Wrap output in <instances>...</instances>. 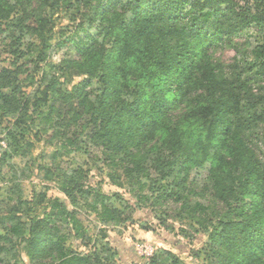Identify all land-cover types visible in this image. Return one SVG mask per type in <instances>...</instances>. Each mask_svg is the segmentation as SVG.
Returning <instances> with one entry per match:
<instances>
[{
  "label": "clouds",
  "instance_id": "obj_1",
  "mask_svg": "<svg viewBox=\"0 0 264 264\" xmlns=\"http://www.w3.org/2000/svg\"><path fill=\"white\" fill-rule=\"evenodd\" d=\"M221 7L222 12L217 15L212 29L219 30L218 38L208 39L192 35L180 21L157 18L158 14H138L130 0H116L107 11H98L93 0L84 10L87 16L93 17L98 29L104 28L111 33V39L116 41V51L127 49V52L122 57L113 56L103 61V80L97 73L91 85L66 82L64 90L74 92L82 87V91L86 90L94 98L90 103L100 99L97 90L102 84L117 88L119 95L107 106L96 110L95 117L99 119H95V123H92L93 116L88 109L81 107L79 99L66 104L65 111L68 115L80 112V132L88 133L95 140L90 150L101 159L110 157L107 160L109 171H115L125 187L133 181L132 191L149 198H154L156 193L147 188L140 191L145 177L136 171L143 161L132 163L136 146L143 147L158 128L173 124L178 111L189 116L194 121L190 133L170 136L157 142L153 149L160 159L187 157V170L178 176L159 180L156 172L151 173L159 183L171 184L184 197L178 205L164 204L157 209V214L168 212L175 217L180 212L181 227L188 230L187 240L182 242L191 241L188 247L201 253L193 264H218L220 256L227 257L224 264H232L233 260L242 264H264V227L253 232L264 223H257L247 214L250 204L246 208V202L252 200L259 205L264 217V120L250 121L252 113L258 111L252 106L253 100L264 97V80L251 85L247 93L243 89L245 77L251 75L249 66L264 59V0H221ZM216 46L231 50L227 55H215L213 48ZM137 50H140L139 55ZM141 67L146 71L140 72ZM256 88L260 91L254 97ZM227 90L238 94L239 117L243 118L245 126L238 135L234 132L235 139L242 138L241 142L231 141L227 178H223L224 172L217 169L214 179L222 178V183L215 187L206 174L216 155L222 153V141L211 130L216 118L212 108L221 92ZM121 105L123 109L131 107L133 112H123ZM259 108L264 109V100H259ZM113 145H118L116 150ZM176 184L180 187L176 188ZM194 191L203 197L200 204L203 211H192V205L196 203ZM148 202L151 203V199ZM229 208L233 210L234 220L235 210H241L238 227L243 231L234 234L235 238L229 242L231 247L227 244L222 247L208 238V232L219 215ZM104 227L119 226L113 223ZM70 231V226L60 232L54 231L47 246L16 238L13 243L0 240V246L11 250L9 256L3 257V264H9V260L11 264H85L87 252L94 250L91 246L82 250L80 240L71 238ZM237 250L243 255H237ZM152 251L155 249L147 251L140 264H148ZM177 255L181 261L191 260L187 252Z\"/></svg>",
  "mask_w": 264,
  "mask_h": 264
},
{
  "label": "trees",
  "instance_id": "obj_2",
  "mask_svg": "<svg viewBox=\"0 0 264 264\" xmlns=\"http://www.w3.org/2000/svg\"><path fill=\"white\" fill-rule=\"evenodd\" d=\"M115 2L116 0H95L98 11H107L110 4ZM130 2L134 3V9L137 10L138 14H158L157 18H167L184 23L188 32L194 36L207 37L208 39L218 38L217 33L219 30L212 31V29L217 15L222 12L221 0H130ZM21 3L24 5V0H14V2L13 0H0V36L4 31V22L10 19L17 20L19 22L18 25L23 30H31L34 38L32 41L27 42L26 47L28 53L36 58L37 64L48 61L52 49V41L55 40V37L58 36L59 39L57 47L74 45L75 51L78 53L76 60H64L56 66H52L56 73L63 77L69 76L70 71L75 70L84 76L81 85H91L97 73L101 76V80L104 79L103 75H105V72L102 65L105 59L113 56L122 57L127 52V49L124 52L116 51V41L111 39V33L104 28L98 29L93 17L87 16L84 10L93 3V0H41L40 5L37 7L39 15L35 16L33 26H26L23 23ZM75 5L77 6L75 7ZM54 9H62L66 12H70L71 9L75 11L74 15L76 18L72 17V25L60 33L56 32V21L53 14L50 13ZM202 9H207L208 11L203 12ZM26 15H28L27 11ZM210 31L211 35L209 36ZM18 42L21 43L22 38ZM217 48L220 47L216 46L213 50ZM139 52L140 50H137L136 54L139 55ZM15 54H17V58H21L25 56L26 52L16 50ZM139 71L145 72L146 70L141 67ZM248 71L251 75L245 77L246 83L243 85L246 93L251 85L264 80V59L250 65ZM22 75L17 68L12 70L7 67H0V120L2 123H6L3 130L8 144L6 151L2 153V160L17 154L20 149L24 148L26 143H29V133L33 126H40L36 134L37 137L40 134L44 136L62 134L63 140L67 142L66 146H77L78 139H81L80 136H85L89 143H95L93 137L79 130L78 120L80 112L77 111L73 115H68V112L65 111V105L79 99L81 107L88 109L91 116H93L92 123H95V119H99L98 116L95 117L96 110L102 109L103 105L107 106L109 101L115 100V97L119 95L117 88H109L107 85L104 87L102 84L101 89L97 90L100 99H96L95 103H90L94 98L90 97L86 90L82 91V87H78L74 92H65L64 89L58 88L59 79L55 76L47 84L46 88H39L29 93L23 92V84L29 83L32 85L35 78L27 74L22 79ZM125 75H127L126 72ZM205 91H208V89ZM255 93L254 90V97ZM259 100H264V97L254 99L252 102V106L258 109V111L252 113L250 118L252 123L264 120V109L259 108ZM51 101L60 104V107L52 105ZM239 103L238 94L227 90L221 92L220 98L214 102L212 108L216 118L212 122L211 130L222 141V153L216 155L214 164L206 174L208 181L215 187H220L222 183V178L214 179L217 176V169L224 172L225 176L223 178H227V170L229 168L227 157L231 155V141L235 139L234 132L238 135V131L245 126L243 118L239 117ZM63 107L64 110L62 109ZM121 108L123 112L129 114L133 112L131 107L123 109V105H121ZM68 111L71 110L69 109ZM193 124L194 121L189 116L185 115V117L181 118L176 114L173 124L168 127L158 128L151 141L144 144L143 147L137 145L136 152L132 156V163L137 164L139 161H143V163L136 167V171L144 174V177L149 179L151 178L150 169H152L159 175V180H164L172 175L178 176L186 171L185 162L187 157L173 160L160 159L156 156L153 149L157 142L164 141L170 136L180 137L190 133ZM74 127H76L75 131H73ZM61 128H65L64 133H62ZM70 133H73V136H70ZM241 139H235V143L239 144ZM117 147L118 145H113V150H116ZM76 149H80L79 146ZM104 158L107 162L110 157L105 156ZM76 174V172L68 170L57 176L59 189L73 206L78 205L76 194L86 193ZM133 179L135 180V178ZM129 183L133 186V181H129ZM137 183H139V180ZM179 187L180 185L176 184V188ZM145 188V183L141 184L140 190L144 191ZM160 192L161 194L155 198L156 204H159L162 199L180 203L184 198L171 184H168L166 189L162 190L161 188ZM94 197H96V203L100 204L94 210L102 222L120 221V210L111 208L106 204L108 196L96 193ZM46 203L49 209L40 215L37 214L36 210ZM200 204L201 202L196 201L192 205V211H203ZM248 204L251 205L250 208H247ZM26 205L27 221H23L21 216H18V213L0 217V227L4 231V234H0V240H8L9 243H12L13 238H16L20 241L27 240L29 244L47 246L51 242L53 232H60L63 226H70L75 235L80 238L85 237L83 225L77 218L75 211H70L66 204L59 199L47 200L45 194H40L38 197L36 194L34 200L26 203ZM246 208L247 214L253 216L257 223H264V217L261 215L258 204L248 200ZM253 209L256 211H253ZM181 211H184V209H181ZM240 211L235 210V220L233 219V210L231 208L221 213L219 218L214 221V226L208 232V238L215 243H219L222 247L226 244L231 247L232 245L229 242L235 238L234 234L243 231V229L238 227ZM178 218H180V212ZM196 223L199 224L200 221H196ZM262 227L264 225L254 228L253 232L260 231ZM198 229L195 230L199 232ZM10 251L7 246H0V264H3V257L9 256ZM237 255H243V253L237 250ZM87 257L85 264H107L103 255L98 252L87 254ZM163 259H168L169 264H184L175 254L167 250H160L155 253L151 257L149 264H164L162 262ZM226 259L227 257L220 256L218 264H224ZM9 264H11L10 260ZM232 264H242V262L233 260Z\"/></svg>",
  "mask_w": 264,
  "mask_h": 264
},
{
  "label": "rangeland",
  "instance_id": "obj_3",
  "mask_svg": "<svg viewBox=\"0 0 264 264\" xmlns=\"http://www.w3.org/2000/svg\"><path fill=\"white\" fill-rule=\"evenodd\" d=\"M40 2L41 0H24V5L21 3V15L26 26H33L35 16L39 15L37 7ZM50 13L56 21L57 33L68 29L72 25V17L76 18L75 11L72 9L70 12L54 9ZM18 23L17 20L12 19L4 22V31L0 36V67L12 70L17 68L23 74L22 79L27 74L35 78L32 85L23 84V92L29 93L39 88H46L54 76L59 79L58 88L62 90L66 82L71 84L72 81L81 82L83 80L81 78L84 76L75 70H71L69 76L63 77L52 68L61 61H74L78 58L74 45L57 47L59 39L58 36L55 37L48 61L37 64L36 58L28 53L26 47L27 42L34 38L32 32L28 29L23 30ZM20 38H22L21 43L18 42ZM16 50L26 52L25 56L17 58ZM230 50L217 48L213 50V53L223 56L227 55ZM257 91L259 92L260 89L256 88L255 92ZM51 104L60 107L58 103L51 101ZM62 109L64 110V107ZM177 114L181 118L185 117L182 111H178ZM4 124L6 123L0 120V217L18 213L23 221H27L26 203L34 200L36 194L37 197L45 194L47 200L59 199L70 211H75L83 225L85 237L80 238L75 235L71 227L70 237L80 240L82 250H88L91 246L94 251H88L87 254L98 252L103 255L107 264H140L143 257L147 255V251L153 248L155 251H152L148 264L151 257L160 250H167L179 259L180 256L177 253L182 255L187 252L191 260L183 261L184 264H193L198 260L201 255L200 251L194 247H188L191 241L182 242V240H187L188 230L181 227L179 212L175 214V217L168 212L162 215L157 214V209L164 204L178 205L179 203L168 199H162L159 204L155 203V198L161 194V188L166 189V186L159 183L155 176L151 175L149 179L145 177L144 180L146 188L156 193L155 197L138 196L132 191L133 186L129 182L125 187L121 177L115 171H109L105 158L101 159L90 150L92 143H89L85 136L83 138L80 136L81 139H78L77 146L80 149L77 150V146H66L67 142L63 140L62 134L54 136L53 134L51 136L40 134L37 137L40 126H33L30 135L28 134L31 145L26 143L17 154L2 160V153L8 146L3 130ZM61 129L64 133L65 128ZM70 136H73V133H70ZM68 170L77 173L76 177L83 184L86 192L76 194L77 206L70 203L57 184V176ZM152 172L154 171L150 169V173ZM137 181L135 179L136 183ZM96 193L108 196L106 204L120 210L119 222L104 223L101 221L94 210L100 206L94 197ZM193 196L196 201L202 202L203 197L199 193L194 191ZM149 199L151 203L148 202ZM48 209L49 206L46 203L40 206L36 213L40 215ZM113 223L119 227H104V225ZM65 228L66 226H63L61 230ZM0 234H4L1 227ZM162 262L169 264L168 259H163Z\"/></svg>",
  "mask_w": 264,
  "mask_h": 264
}]
</instances>
